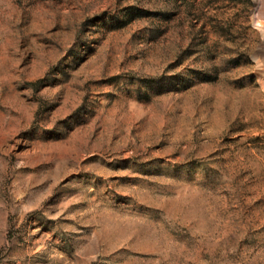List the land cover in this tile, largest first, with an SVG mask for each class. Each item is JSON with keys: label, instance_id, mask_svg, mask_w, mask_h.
<instances>
[{"label": "rangeland", "instance_id": "rangeland-1", "mask_svg": "<svg viewBox=\"0 0 264 264\" xmlns=\"http://www.w3.org/2000/svg\"><path fill=\"white\" fill-rule=\"evenodd\" d=\"M256 7L0 0V264H264Z\"/></svg>", "mask_w": 264, "mask_h": 264}, {"label": "bare ground", "instance_id": "bare-ground-1", "mask_svg": "<svg viewBox=\"0 0 264 264\" xmlns=\"http://www.w3.org/2000/svg\"><path fill=\"white\" fill-rule=\"evenodd\" d=\"M255 1L257 7L253 14V20L255 26L259 29V31L261 32L264 38V0H255ZM258 55L259 56L256 57L258 64V76L264 87V57L260 56L261 54Z\"/></svg>", "mask_w": 264, "mask_h": 264}]
</instances>
